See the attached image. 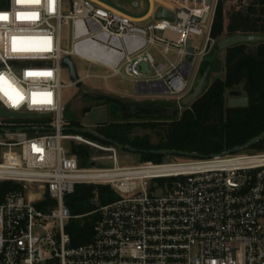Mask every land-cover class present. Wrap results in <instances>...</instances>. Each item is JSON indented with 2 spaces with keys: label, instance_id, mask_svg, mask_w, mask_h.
<instances>
[{
  "label": "built area",
  "instance_id": "built-area-1",
  "mask_svg": "<svg viewBox=\"0 0 264 264\" xmlns=\"http://www.w3.org/2000/svg\"><path fill=\"white\" fill-rule=\"evenodd\" d=\"M150 1L143 18L101 0H72L67 11L64 0H8L0 8V104L49 114L35 122L0 117V181L18 185L0 200V264H264V149L122 166L117 146L67 130V56L126 76L137 93L176 96L183 108L190 36L208 25L195 60L214 41L219 0ZM160 7L174 20L139 25ZM65 140L106 152L113 166L82 165ZM79 184H106L118 197L96 209L93 240L76 246L66 232L74 217L66 197Z\"/></svg>",
  "mask_w": 264,
  "mask_h": 264
},
{
  "label": "trees",
  "instance_id": "trees-1",
  "mask_svg": "<svg viewBox=\"0 0 264 264\" xmlns=\"http://www.w3.org/2000/svg\"><path fill=\"white\" fill-rule=\"evenodd\" d=\"M228 2L234 5L231 10L226 8ZM7 3L8 0H0V8L6 7ZM234 34H264V0H219L211 38L218 42ZM216 62L217 58L213 60L212 72L216 70ZM208 64L207 60L205 67ZM223 70L224 77L214 78L194 102L182 110L178 109L172 118H137V121L128 118L104 123L100 130H95L138 149L143 162L162 158L163 155L150 152L153 149L208 155L243 145L264 131V41L239 43L227 48ZM236 88L244 90L249 96L247 106H228L227 92ZM116 107L114 112L122 108L120 104ZM73 126L79 125L71 124L70 127ZM85 135L109 144L90 134ZM262 149L264 139L244 151ZM97 151L84 144L74 145L73 148V154L82 165H93L91 159L98 155ZM17 187L14 182L0 181V200L7 191ZM117 197L106 184L76 186L75 192L66 197L70 212L78 216L72 217L66 224V232L73 245L93 240L94 227L99 218L94 210Z\"/></svg>",
  "mask_w": 264,
  "mask_h": 264
},
{
  "label": "rangeland",
  "instance_id": "rangeland-1",
  "mask_svg": "<svg viewBox=\"0 0 264 264\" xmlns=\"http://www.w3.org/2000/svg\"><path fill=\"white\" fill-rule=\"evenodd\" d=\"M72 0H64L65 11L70 9ZM106 4L119 9L133 17H141L145 15L151 9L150 0H138L140 6L138 8H133L127 3L121 2L120 0H101ZM234 7L232 3H226L227 10H231ZM228 12V11H227ZM156 15L149 17L147 20L142 21L139 25L146 26L151 23L157 22ZM204 33L202 35L192 34L190 36V45L195 47L198 51L202 50L207 43V30L208 25L203 26ZM70 33L67 28L63 29V47L70 46ZM216 41H211L206 53L199 55L193 61V69L190 76V90H192L197 76L205 68V63L212 53H216L217 62L216 70L211 72L210 80L211 82L214 78L224 77L225 70H223V63L225 59L226 50L215 52ZM77 66L78 76L82 80V85L80 87L76 85H70L73 81L70 76V70L67 67H63L62 70V80L66 85L62 89V103L65 106V119L71 124H78L82 127H88L93 130H100L101 125L111 121H122L126 119L123 115L121 117L119 114H115L112 111L116 109V104L113 102H99L98 100H89L85 97V94H94V95H109L116 98H119L122 102L130 104L134 101L138 102H170L176 104V96L167 95V94H140L137 93L136 84L134 81L128 79L126 76H106L109 74V71L99 65L89 64L79 58H73ZM159 61V60H158ZM90 74L91 76H86ZM182 110V108H179ZM126 114V112H124ZM130 121H137V118H130ZM18 121H40V119H18ZM1 137V134H0ZM79 145V143H76ZM84 144V143H83ZM74 142L71 140H65L63 146L66 152L70 155L73 154ZM85 145V144H84ZM260 150H249L248 152H256ZM98 159L94 162L93 165L100 167H110L113 166V161L108 160L106 157L102 156L107 155L105 152L97 151ZM118 158L119 163L122 166H133L142 163L140 154L128 149H118ZM191 157L180 155V154H167L163 155L162 158L154 162H170V161H179L187 160ZM147 162V161H145ZM153 162V161H151ZM153 181L152 183H154ZM97 199V198H96ZM96 211V210H94ZM75 217V216H74ZM78 217V216H77ZM68 223V222H67Z\"/></svg>",
  "mask_w": 264,
  "mask_h": 264
},
{
  "label": "water",
  "instance_id": "water-1",
  "mask_svg": "<svg viewBox=\"0 0 264 264\" xmlns=\"http://www.w3.org/2000/svg\"><path fill=\"white\" fill-rule=\"evenodd\" d=\"M121 2L127 3L133 8H138L140 6V2L138 0H120ZM174 13L165 7H160L157 12H156V18L157 19H169L171 21L174 20ZM264 41V34H234L230 35L228 37H225L218 42H216V51H223L226 50L227 48L239 44V43H258ZM189 54L187 56L188 61L192 63L194 61V53H195V48L193 46H190L188 48ZM216 57V53H213L209 58V64L204 68V70L197 76L195 84L190 92H188L183 98L180 100V105L182 107L187 106L194 102L203 92L204 90L208 87L210 84V74L212 72V63L213 60ZM63 65L70 70V76L75 83L76 86L80 87L82 85V80L78 76L77 73V66L75 61L71 57H65L63 60ZM228 95L230 96L229 101H228V106L233 108V107H240V106H247L249 103V98L247 96H244V92L242 89H230L228 90ZM97 98L99 102H114L121 104L122 101L119 98L109 96V95H97ZM139 108H145L153 111H162L160 114H154V118H159V117H168L172 118L175 116L177 110L180 108L179 105H174V106H169V105H157V104H150L146 102H139L138 104ZM49 116V114H40V113H17L13 112L11 110L6 109L0 104V117H4L7 119H32V118H39V117H46ZM69 131H74V132H82L86 134H90L96 138H99L100 140H103L105 142L111 143L118 148L121 149H128L130 151L138 152L139 150L136 148H133L129 145H125L123 143H120L118 141H115L111 138H108L96 130H93L88 127H82V126H73L67 128ZM264 138V131L257 135L256 137L252 138L250 141L243 145H239L236 147H233L227 151L220 152V153H212V154H201L198 152H189V151H179L175 149H153L150 150V152L154 154H161V155H167V154H180L188 157H213V156H222L224 154H229V153H236L243 151L250 146L256 144L257 142L261 141ZM143 151V150H140Z\"/></svg>",
  "mask_w": 264,
  "mask_h": 264
},
{
  "label": "flooded vegetation",
  "instance_id": "flooded-vegetation-1",
  "mask_svg": "<svg viewBox=\"0 0 264 264\" xmlns=\"http://www.w3.org/2000/svg\"><path fill=\"white\" fill-rule=\"evenodd\" d=\"M214 51H216V49ZM216 58H217V56L215 57V59ZM243 92H244V96H247L249 98V96L245 93L244 90H243ZM85 97L89 100H92V101L98 100L97 95H94V94L91 95V94L86 93ZM229 98H230V96L228 95V92H227V103L229 101ZM144 102L150 103V104H157V105H164V104L169 105V106L175 105V104L170 103V102H148V101H144ZM103 103H105V102H103ZM138 103H139L138 101H134L130 104L122 102L120 104V106L122 108L118 112H116V111L115 112L112 111V112L115 114L116 113L119 114L120 117H121V115H123V116L125 115L124 117L126 119H128V118L129 119L130 118H154L153 117L154 114L162 113V111H153V110H149V109H145V108H139L137 105ZM116 104H118V103H116ZM124 112H126V114Z\"/></svg>",
  "mask_w": 264,
  "mask_h": 264
},
{
  "label": "snow or ice",
  "instance_id": "snow-or-ice-1",
  "mask_svg": "<svg viewBox=\"0 0 264 264\" xmlns=\"http://www.w3.org/2000/svg\"><path fill=\"white\" fill-rule=\"evenodd\" d=\"M6 19V17H3ZM27 75H50L49 73H28Z\"/></svg>",
  "mask_w": 264,
  "mask_h": 264
},
{
  "label": "crops",
  "instance_id": "crops-1",
  "mask_svg": "<svg viewBox=\"0 0 264 264\" xmlns=\"http://www.w3.org/2000/svg\"><path fill=\"white\" fill-rule=\"evenodd\" d=\"M149 13H150V10L145 15H143L141 17H136V18H143L144 16H147Z\"/></svg>",
  "mask_w": 264,
  "mask_h": 264
}]
</instances>
